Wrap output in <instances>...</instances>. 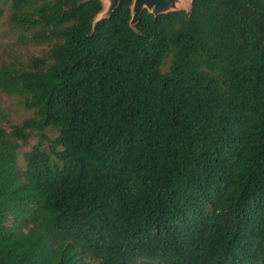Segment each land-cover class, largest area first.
<instances>
[{
  "label": "trees",
  "instance_id": "trees-1",
  "mask_svg": "<svg viewBox=\"0 0 264 264\" xmlns=\"http://www.w3.org/2000/svg\"><path fill=\"white\" fill-rule=\"evenodd\" d=\"M7 3L50 49L0 64V264H264V0Z\"/></svg>",
  "mask_w": 264,
  "mask_h": 264
},
{
  "label": "rangeland",
  "instance_id": "rangeland-1",
  "mask_svg": "<svg viewBox=\"0 0 264 264\" xmlns=\"http://www.w3.org/2000/svg\"><path fill=\"white\" fill-rule=\"evenodd\" d=\"M103 10L99 14L103 16L109 10L111 0H102ZM192 0H178L176 7L189 10ZM3 15L0 16V64L12 63L17 66L25 65L32 55L48 56L50 43L48 41H38L29 30H23L12 24L9 19L10 5L7 3L1 6ZM0 104L6 113L4 126L7 129L14 124L21 123L24 119L35 115L33 109H29L23 102V97L18 94H7L0 91ZM50 138L56 135L55 130H47ZM41 133L35 131L29 141L19 149V165L24 169L26 165L25 152L40 141ZM44 145H48L47 140H42ZM139 264V262L137 263Z\"/></svg>",
  "mask_w": 264,
  "mask_h": 264
},
{
  "label": "water",
  "instance_id": "water-1",
  "mask_svg": "<svg viewBox=\"0 0 264 264\" xmlns=\"http://www.w3.org/2000/svg\"><path fill=\"white\" fill-rule=\"evenodd\" d=\"M178 0H133L131 24L134 25L140 18L143 10L147 9L153 14L166 13L182 8H177ZM120 0H111L109 10L98 19L108 17L119 6Z\"/></svg>",
  "mask_w": 264,
  "mask_h": 264
}]
</instances>
